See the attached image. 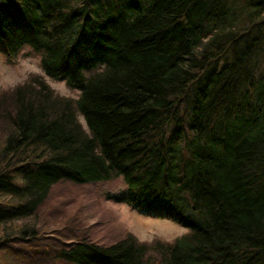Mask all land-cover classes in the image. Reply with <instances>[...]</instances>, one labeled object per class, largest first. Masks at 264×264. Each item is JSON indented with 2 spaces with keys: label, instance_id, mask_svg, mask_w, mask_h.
<instances>
[{
  "label": "trees",
  "instance_id": "trees-1",
  "mask_svg": "<svg viewBox=\"0 0 264 264\" xmlns=\"http://www.w3.org/2000/svg\"><path fill=\"white\" fill-rule=\"evenodd\" d=\"M25 51L79 96L0 93V261L264 264V0H0V53ZM117 180L107 200L189 232L99 244L42 218L58 183Z\"/></svg>",
  "mask_w": 264,
  "mask_h": 264
},
{
  "label": "rangeland",
  "instance_id": "rangeland-1",
  "mask_svg": "<svg viewBox=\"0 0 264 264\" xmlns=\"http://www.w3.org/2000/svg\"><path fill=\"white\" fill-rule=\"evenodd\" d=\"M27 54L25 51L10 63L0 53V93L12 92L26 81L39 77L56 95L78 98V92L51 81L43 73L38 56ZM122 188L120 180L89 185L60 182L54 186L40 213L43 219L49 217V221H59L60 226L68 222L70 238L79 236L99 244H110L133 235L139 242L153 245L156 242H173L189 232L173 219L145 216L128 204L105 198V194H116ZM56 246L64 247L60 241ZM4 262L0 261V264ZM22 263L56 264L50 255Z\"/></svg>",
  "mask_w": 264,
  "mask_h": 264
},
{
  "label": "bare ground",
  "instance_id": "bare-ground-1",
  "mask_svg": "<svg viewBox=\"0 0 264 264\" xmlns=\"http://www.w3.org/2000/svg\"><path fill=\"white\" fill-rule=\"evenodd\" d=\"M220 47V46H219ZM219 47H218V49H219ZM221 49V48H220ZM213 69V68H212ZM51 81H54V82H57V83H62V84H64L69 90H71V91H76V92H78V94H79V91H77V90H73V89H70L68 86H67V83H66V81L63 79V78H61V77H57V78H49ZM196 111V110H195ZM194 111H191V114L193 113ZM80 121L82 122V123H85V121H84V118L83 117H80Z\"/></svg>",
  "mask_w": 264,
  "mask_h": 264
}]
</instances>
